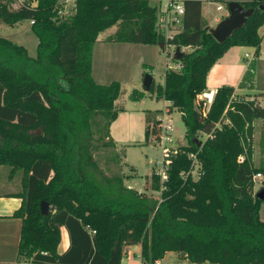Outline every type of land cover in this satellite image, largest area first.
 <instances>
[{"label": "trees", "instance_id": "obj_1", "mask_svg": "<svg viewBox=\"0 0 264 264\" xmlns=\"http://www.w3.org/2000/svg\"><path fill=\"white\" fill-rule=\"evenodd\" d=\"M72 1L71 12L61 14L63 0H23L15 10L8 7L13 0H0V23L30 22L38 40L32 58L0 37V166L10 178L20 173L21 206L11 216L21 220L17 264H121L129 246L140 247L143 264L170 252L190 264H264V200L253 193L256 174L264 183L253 157L254 123L264 120V105L230 86L217 88L210 104L198 100L227 50L258 53L264 0H234L253 14L223 43L212 37L201 7L227 0H171L184 9L172 40L157 31L158 6L148 0ZM112 27L108 43L187 48L176 69L165 70L163 83L153 81L148 91L168 103V114H181L187 144L169 158L166 179L153 171L142 193L119 174L101 171L95 158L108 150L112 163L122 165L109 127L124 111L116 102L125 90L118 82L99 85L91 75L93 46ZM157 133L150 132L156 139ZM144 137L147 143V127ZM61 228L69 247L59 254Z\"/></svg>", "mask_w": 264, "mask_h": 264}, {"label": "rangeland", "instance_id": "obj_2", "mask_svg": "<svg viewBox=\"0 0 264 264\" xmlns=\"http://www.w3.org/2000/svg\"><path fill=\"white\" fill-rule=\"evenodd\" d=\"M27 1L29 2L30 0ZM166 1L167 0H153V2L150 3L158 6L159 21H163L162 19L164 17H169L170 20L175 17L172 9L167 13L165 10L160 8V5L163 6ZM22 2L23 0H13V2L9 4L8 7L11 10H15L19 8ZM65 5L66 4H64L62 11L63 14L70 13L71 9L68 5ZM157 24L159 23L156 21V26L159 28L160 25ZM30 25V22H24L14 27H8L0 23V37L7 39L17 45L23 46L27 50L28 55L34 58L36 56L38 40L31 33ZM161 29L165 34H167L166 27L163 26ZM172 31L176 32L177 30L172 29ZM108 35L109 34H106L104 37H107ZM132 45L136 50L133 52L127 51L124 53V59L121 58L122 52H117L116 57L120 56V58L118 61L112 60L113 64L109 66V69L111 68V73L106 74L105 77L103 76L100 80L101 82L99 83V85H109L112 82H118L122 86V89L125 90V94L119 101L116 102V104L123 106L124 111L118 114L117 120L112 122L109 127L110 138L115 145L116 153H118L122 159V165L120 167L117 165L115 166V164L112 163V154L108 150H99L95 153V158L98 161V166L101 171L107 174H119L123 177V182L126 187L142 193L149 184L153 171L161 177L166 175L169 158L165 160L167 161L166 163L164 161L163 146L169 150L171 157L174 150L187 144V140L185 138L186 130L181 114L178 111H173L170 114H167L165 111L166 104L162 101H155L150 93L143 90L142 86L145 75H151L154 80V84L163 83V75L165 70L176 67L173 55L177 48L174 45H166L164 50H161L159 46H155V52L152 53V47H148L147 45ZM243 48L244 49H241V51L237 49V53L234 55V58H232V62L238 65L240 64L242 67L243 65L246 66V63L250 61V58H252L249 57V55L251 56L253 49L246 47ZM245 54L248 55V58L245 57ZM139 58L142 59L140 62H138ZM121 59L122 61H120ZM104 66L105 64L101 65V72H104ZM96 74L97 73L95 69V75ZM0 75L2 76L3 74ZM249 76L252 78V80L248 81L253 83L254 86L247 88V91L251 94H254L257 91L255 86L257 78L256 75H246L247 78ZM97 80H99V78H97ZM261 80L259 81L263 83L264 79ZM252 96L258 97V95ZM198 100H203L208 104L211 103L208 102L204 95ZM261 101L264 105V97H262ZM163 122L171 124L172 130L169 134L171 142L160 144L163 143V139L165 138L162 129ZM262 124H264V120L255 121L254 124L255 129L253 149L255 156L254 165L256 168H264V126ZM146 127L148 128L149 133L147 143H145L144 137ZM153 128H156L158 132L157 139L150 134ZM201 138L204 139V136ZM8 173L9 168L0 166V193L8 191L20 192V173H17V175L14 176L15 179L13 182H7L6 180ZM191 175L193 179H197L198 177V165L195 163V161H193V170ZM254 181L255 186L253 193L256 195L262 190V188H264L262 175L256 174L254 176ZM147 194L154 197L159 196V194L153 192H148ZM259 216L260 220L264 222V205H262L260 208ZM177 257L175 254H168L163 264H188L182 262L181 259H177ZM123 259L126 262L122 264H128L126 257L123 256ZM130 264H140V261L138 258H134V261Z\"/></svg>", "mask_w": 264, "mask_h": 264}, {"label": "crops", "instance_id": "obj_3", "mask_svg": "<svg viewBox=\"0 0 264 264\" xmlns=\"http://www.w3.org/2000/svg\"><path fill=\"white\" fill-rule=\"evenodd\" d=\"M148 1L150 3L153 2V0H148ZM63 2L64 4H66L65 6L68 5L69 8L72 10L73 8L72 0H63ZM219 6H223V5L218 3H210V2L202 3L201 15L203 20L207 23L208 27H210V29L215 28L217 24L228 15L224 6L222 10H218ZM161 7L162 6L160 5V8ZM168 19L169 17L167 18L164 17L162 20L165 22ZM157 23H160L158 18H157ZM115 31L116 28L112 27L100 33L97 38V42L93 46L91 75L94 82L97 84L101 82L100 80L103 76L105 77L106 74L111 73L110 72L111 68L109 69V66L113 64L112 60L118 61V59L120 58V56L116 57L117 52L118 53L122 52L121 58L124 59L125 58L124 53H126L127 51L133 52L134 50H136L133 48L134 46L132 44L106 42V38L114 34ZM159 32L165 36V33L163 31H159ZM106 34L109 35L107 37L106 36L104 37V35ZM258 34L261 37V46L258 50V53H256L255 49L251 48L252 54L251 56L249 55V57L253 56L254 60H250L249 62H247L246 66L243 65L242 67V65L240 64L238 65L232 62V58H234V55L238 51L237 49H239V51H241V49H244L243 47H233L227 50L224 53V55L211 67L206 78L207 94L204 95V97L208 100V102L212 101L213 95L217 90V88L221 86H230L234 88L235 95L238 96H249L252 98L253 97L252 95H258L259 96L257 98L258 102L261 105H263L261 99L262 97H264L263 95L264 82L262 83L261 79H264V26L258 29ZM148 47H152L151 48L152 53L155 52L154 50L155 46H148ZM122 59L120 61H122ZM138 60H139L138 62H140L142 59L139 58ZM102 64H105V66L103 67L104 72H101ZM95 69L97 73L96 75H95ZM173 69H176V67ZM247 74H250L251 76L256 75L257 82L255 86L257 88V91L254 94H251L247 91L248 90L247 88H250V86H254V84L250 82L252 78L250 76L248 78L246 77ZM97 78H99V80H97ZM162 102L166 104L165 107L168 105L167 102L165 101ZM262 125L264 126V124ZM253 147H254V141H253ZM253 157L255 160L254 149H253ZM15 175H13L12 178H10L8 173L6 181L13 182V180L15 179L14 178ZM18 193H19L18 191H8V192L0 193V264L18 263L17 248L20 239L21 220L11 217L12 214L21 206V199L16 196V194ZM68 247H69L68 235L65 229L61 228V241L57 248V252L59 254H62L68 249ZM168 254L169 255L175 254L176 257L178 256L176 253H172V252L167 253L162 260H159V264H163L165 262L166 256ZM123 256L126 257L128 264L132 263L134 261V258L135 259L138 258V260L140 261V247L139 246L125 247L123 250ZM177 259H179V257H177ZM181 261L184 263H188L186 260H181ZM125 262L126 261L122 259L121 264ZM19 264H29V263L25 261H19Z\"/></svg>", "mask_w": 264, "mask_h": 264}, {"label": "water", "instance_id": "obj_4", "mask_svg": "<svg viewBox=\"0 0 264 264\" xmlns=\"http://www.w3.org/2000/svg\"><path fill=\"white\" fill-rule=\"evenodd\" d=\"M227 5L225 10L228 15L222 19L215 28L211 29V35L214 40L218 43H223L226 41L234 31L241 29L245 24L248 18L253 14V9H245L241 6L240 3L234 0H227ZM263 6H260V9H263ZM161 50L164 49L163 44L158 45ZM182 57V52L177 48L174 52L173 59L179 60ZM153 83V78L151 75H145L143 78L142 86L145 92H148ZM197 146H200V143L197 142ZM259 200H264V188L256 194ZM40 211L43 216H46L49 211V206L46 202L40 204ZM184 256V254H181Z\"/></svg>", "mask_w": 264, "mask_h": 264}, {"label": "built area", "instance_id": "obj_5", "mask_svg": "<svg viewBox=\"0 0 264 264\" xmlns=\"http://www.w3.org/2000/svg\"><path fill=\"white\" fill-rule=\"evenodd\" d=\"M161 8L163 10H165L167 13L172 9L175 17L172 20L168 19L165 22L160 21V23L158 24L160 26H159V28L157 26V31L158 32L162 31L161 28L163 26L166 27V33L167 34H165V36L164 35L163 36L165 37L166 40H172L180 32V30L182 28V17L184 15V9H183L182 3L167 0ZM224 8H225V6H224ZM222 9H223V6L218 7V10H222ZM59 13L63 14L62 11ZM172 29L177 30V31L173 32ZM186 50H187V48L183 47L181 51L184 52ZM245 57L248 58V55H245ZM250 60H254V57L252 56V58H250ZM166 113H167V111H166ZM162 129H163L165 138L163 139V143H160V144H164L166 142H171V138L169 136V134L171 133V130H172L171 124L163 122ZM163 147H164V161H165L166 159L170 158V152L168 149H166L165 146H163ZM190 158L193 159L194 157L191 155ZM165 162L167 163V161H165ZM168 164H169V162H168ZM161 178L164 181L166 179V176L164 175ZM140 261H141V258H140ZM141 264H143L142 261H141ZM154 264H159V261H156Z\"/></svg>", "mask_w": 264, "mask_h": 264}]
</instances>
